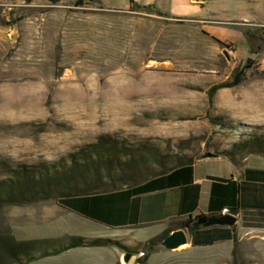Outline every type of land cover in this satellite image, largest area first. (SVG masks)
<instances>
[{
  "label": "rangeland",
  "instance_id": "rangeland-1",
  "mask_svg": "<svg viewBox=\"0 0 264 264\" xmlns=\"http://www.w3.org/2000/svg\"><path fill=\"white\" fill-rule=\"evenodd\" d=\"M193 1L190 17L131 0H0V236L61 233L40 213L68 187L133 188L205 152L264 158V0ZM78 172L90 181L55 183ZM191 221L147 238L104 230L107 247L29 264H264V220L234 226L229 249L157 248Z\"/></svg>",
  "mask_w": 264,
  "mask_h": 264
},
{
  "label": "crops",
  "instance_id": "crops-1",
  "mask_svg": "<svg viewBox=\"0 0 264 264\" xmlns=\"http://www.w3.org/2000/svg\"><path fill=\"white\" fill-rule=\"evenodd\" d=\"M155 5L172 16L195 14L203 9L193 0H134ZM191 17V16H190ZM233 214L240 228L243 222L264 220V158H250L243 166L226 156L198 159L141 185L114 192L61 198L40 217L63 236L97 239L104 230L137 229L147 238L160 232L172 220L198 215ZM234 226L205 227L190 233L193 248L232 247ZM217 227V228H216ZM44 239V238H42ZM86 248L65 251L59 257ZM41 260V259H40Z\"/></svg>",
  "mask_w": 264,
  "mask_h": 264
},
{
  "label": "trees",
  "instance_id": "trees-1",
  "mask_svg": "<svg viewBox=\"0 0 264 264\" xmlns=\"http://www.w3.org/2000/svg\"><path fill=\"white\" fill-rule=\"evenodd\" d=\"M60 1L61 0H53L54 3H58ZM98 1L99 0H76V4L77 6L81 7V6H84L85 4L95 3ZM131 2H134V1L131 0ZM239 83H240V80H238L234 84V86L238 85ZM225 87H226L225 84L213 86L209 90L210 97L212 98L218 90L225 88ZM222 155L226 156L233 163L237 164L232 153H226ZM198 159L199 158L187 160L185 162L179 163L178 165L170 169H164L159 174L154 175L150 179H147L146 181H143L142 183L138 185H141L153 178L163 176L174 169L192 165ZM94 169H95L94 180H93L94 184L93 186H91V189L97 188L98 185L96 184L98 183V181H102L103 179L100 169L98 168H94ZM85 176L86 174H84L83 172H78L76 174H71V175H65V176L58 178L55 183L56 184L60 183L63 185H70L72 183H79L77 182L78 177H82L83 178L82 181L85 184H87L90 180H88V177H85ZM42 187H43V184H41V188ZM68 190H69V193L66 194L65 196H62V198L82 197V196H89V195H94V194L118 191V190H112V191H107V192L104 191V192H95V193L90 192L89 193L85 190L78 189V188L73 189L71 187H68ZM216 217L218 216L201 214V215H198L192 218V221L189 224H186L184 227H181V228H186L189 230L191 234H193L194 232L200 230L201 228H205L206 223ZM169 234L170 233H168V235ZM109 244H110V241L104 238L87 239L84 237L63 236V237H58V238H44V239H32V240L19 241L13 235H6V236H0V255H6L16 264H23V262H26V264H29L31 262L38 261L43 258L59 255L68 250H72L76 248L107 247Z\"/></svg>",
  "mask_w": 264,
  "mask_h": 264
},
{
  "label": "water",
  "instance_id": "water-1",
  "mask_svg": "<svg viewBox=\"0 0 264 264\" xmlns=\"http://www.w3.org/2000/svg\"><path fill=\"white\" fill-rule=\"evenodd\" d=\"M219 156L220 155L214 154L212 152H205L199 159L214 158ZM237 222H238L237 217L229 213L211 219L209 222L206 223L205 227H213V226L232 227L236 225ZM189 244H190L189 236L186 230L178 229L173 231L165 240L160 242L157 245V248L162 251H175ZM131 257L132 255H128L126 256L125 260L129 262Z\"/></svg>",
  "mask_w": 264,
  "mask_h": 264
}]
</instances>
